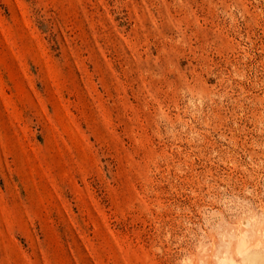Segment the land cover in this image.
<instances>
[{
	"label": "rangeland",
	"instance_id": "1",
	"mask_svg": "<svg viewBox=\"0 0 264 264\" xmlns=\"http://www.w3.org/2000/svg\"><path fill=\"white\" fill-rule=\"evenodd\" d=\"M264 258V0H0V264Z\"/></svg>",
	"mask_w": 264,
	"mask_h": 264
},
{
	"label": "bare ground",
	"instance_id": "2",
	"mask_svg": "<svg viewBox=\"0 0 264 264\" xmlns=\"http://www.w3.org/2000/svg\"><path fill=\"white\" fill-rule=\"evenodd\" d=\"M249 261L252 264H264V258L258 255H253Z\"/></svg>",
	"mask_w": 264,
	"mask_h": 264
}]
</instances>
